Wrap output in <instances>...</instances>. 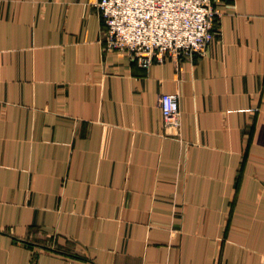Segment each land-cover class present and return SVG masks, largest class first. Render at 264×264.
<instances>
[{"label":"crops","instance_id":"crops-1","mask_svg":"<svg viewBox=\"0 0 264 264\" xmlns=\"http://www.w3.org/2000/svg\"><path fill=\"white\" fill-rule=\"evenodd\" d=\"M97 1L0 0V264H264V0L147 68Z\"/></svg>","mask_w":264,"mask_h":264},{"label":"built area","instance_id":"built-area-1","mask_svg":"<svg viewBox=\"0 0 264 264\" xmlns=\"http://www.w3.org/2000/svg\"><path fill=\"white\" fill-rule=\"evenodd\" d=\"M217 0H98L95 7L105 26L101 44L107 52L127 53L141 67L165 57L202 56L220 35ZM163 126L179 131L178 94H161Z\"/></svg>","mask_w":264,"mask_h":264}]
</instances>
